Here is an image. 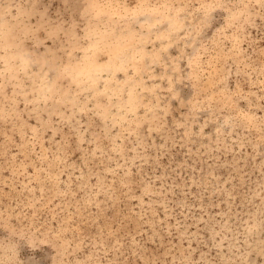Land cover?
Segmentation results:
<instances>
[{"label": "rangeland", "instance_id": "obj_1", "mask_svg": "<svg viewBox=\"0 0 264 264\" xmlns=\"http://www.w3.org/2000/svg\"><path fill=\"white\" fill-rule=\"evenodd\" d=\"M0 264H264V0H0Z\"/></svg>", "mask_w": 264, "mask_h": 264}]
</instances>
